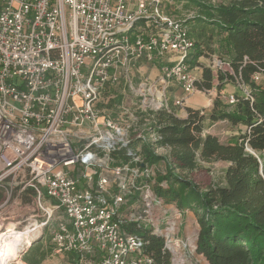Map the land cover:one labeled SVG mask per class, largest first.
Masks as SVG:
<instances>
[{
	"label": "built area",
	"instance_id": "obj_1",
	"mask_svg": "<svg viewBox=\"0 0 264 264\" xmlns=\"http://www.w3.org/2000/svg\"><path fill=\"white\" fill-rule=\"evenodd\" d=\"M175 1L0 0V181L16 179L18 194L34 191L47 219L63 211L55 251L76 253L77 264L153 263L144 238L124 230L117 213L136 178L153 169L110 168L108 156L130 142L141 112L165 108L179 116L190 95L216 90L197 85L189 62L195 40L166 12ZM144 61L159 64L154 79L142 81ZM215 64L234 73L228 62ZM236 81L249 96L248 85ZM119 86L136 92L131 113L107 106ZM174 86L182 94L169 102ZM222 97L236 102L234 93ZM139 189L142 214L128 218L151 224L182 258L188 243L176 230L183 211H174L150 186ZM46 197L53 202L46 204Z\"/></svg>",
	"mask_w": 264,
	"mask_h": 264
},
{
	"label": "trees",
	"instance_id": "obj_2",
	"mask_svg": "<svg viewBox=\"0 0 264 264\" xmlns=\"http://www.w3.org/2000/svg\"><path fill=\"white\" fill-rule=\"evenodd\" d=\"M189 1L198 9L196 21L212 28L206 38L197 33L195 39L190 32L195 47L189 62L193 68L202 67L198 87L216 88V79L222 82L227 74L230 80L240 78L250 94L236 93V102L229 103L219 93L211 109L188 107L185 117L165 108L141 112L130 142L112 151L108 164L110 168L128 165L141 171L156 168L150 175L136 178L117 213L124 230L144 238V252L153 259L152 264H172V253L165 247V237L155 233L151 224L128 218V208L141 199L139 188L145 185L165 202L198 215L196 250L210 264H264V175L260 161L264 157V81L254 78L255 74L264 75V0H229L220 4ZM209 52L228 62L234 73H215L210 64L201 62L200 58ZM218 88L221 91L222 86ZM112 94L115 96L109 108L123 100L118 90L109 95ZM217 121L238 126L239 132L223 142L218 135L206 131ZM151 133L161 138L154 141L149 137ZM161 148L166 153H159ZM203 162L226 163L220 180L203 186L194 179V171ZM31 192L32 201L35 196ZM4 201L0 193V204ZM137 214H142V209ZM54 250V245L36 241L21 263L42 264Z\"/></svg>",
	"mask_w": 264,
	"mask_h": 264
},
{
	"label": "rangeland",
	"instance_id": "obj_3",
	"mask_svg": "<svg viewBox=\"0 0 264 264\" xmlns=\"http://www.w3.org/2000/svg\"><path fill=\"white\" fill-rule=\"evenodd\" d=\"M213 4H220V3H227L229 0H210ZM166 12L175 16L176 18L184 21V24L188 27L190 30L192 36L196 38L197 33H202L203 37H208L212 33V28L209 24L196 21L195 16L198 15V9L189 1V0H176L175 2L169 4L166 8ZM210 55L205 54L203 57L200 58V61L205 64H210L213 69H215V73H218L220 71H223V73L226 74V72H229L225 67L223 68H216L215 63L219 59L216 53L209 52ZM201 66L194 67V72L196 73L197 77L200 75ZM141 79L142 81L145 80L146 77L155 78L159 74V64L157 63H147L144 61L142 63L141 68ZM264 81V75H261V78ZM139 81V80H138ZM216 90H213L212 93H202L198 92L193 95H190V97H194L196 99H199V101H202L198 103L196 106V109H205L209 110L211 109L213 105L214 98L221 93V95H228V94H242L241 89L238 87L237 81L230 80L229 75L226 74V78L219 82L218 79H216ZM222 86L221 91L218 87ZM119 93L123 94V100L121 104H119V108L113 107L114 110H111V112L115 111V109H120L124 111H134V109L137 108L136 102L138 101V98L135 91L131 89L125 90L126 86L122 88L116 87ZM182 94V91L179 90V88L175 87L172 88V90L169 92V95L171 98L168 97V101L172 102L177 96H180ZM187 98V99H188ZM107 99V98H106ZM108 103V102H107ZM208 103V104H207ZM187 111V108H186ZM184 113V112H182ZM182 113H179V117L182 116ZM119 116V114H118ZM238 126H232L226 121H217L207 128L206 131L214 133L220 137V140L223 142H226L228 138L236 133L239 132ZM167 150L164 148L159 149V153H166ZM104 160V159H103ZM101 161V160H100ZM261 161V169L264 175V157L260 159ZM162 165H159V168H161ZM226 166V163L222 162H213V163H206L203 162L201 166L194 171L193 177L194 179L199 182L201 185L206 186L212 182H215L217 180H220V178L223 175L224 168ZM156 166L152 167L153 172L155 170ZM110 174V173H109ZM132 173H129L128 179L130 181L133 180ZM19 184H16V179L7 178L0 181V193L5 196V201L0 204V233L7 231L9 229V226L18 229V230H25L26 226H31V228L37 227L36 234L30 239L33 241H39L42 240L46 245H54L53 243V235L57 229L58 223L61 219H63V211L58 209L54 211V214L51 218L47 219V217H43L42 212L39 208L37 197H34V199L31 201V197H33V193L31 190H26L18 194V191L20 187ZM46 204H51L53 202V199L46 197ZM141 201V200H140ZM141 202L138 200L135 202L134 205H131L128 210L131 214H136L138 210L142 209L140 208ZM174 211H177V208L175 206H172ZM179 209V208H178ZM155 213H157V207H154ZM157 216L159 217L160 214L157 213ZM179 215L175 212L174 217L177 219ZM185 220L186 218L181 216V220L179 222V228L178 235L188 243V248L184 252L180 254V257H176L172 253V264L176 261L179 262V264H210L209 261L206 259V257L197 252V239L199 231H197V222L196 220H193L192 223L188 226V230H185ZM43 222H47L44 225H41ZM15 239V238H14ZM12 238L11 245H15L17 240H14ZM29 240V241H30ZM10 245V244H9ZM11 247V246H10ZM27 248V247H25ZM24 248V249H25ZM27 250V249H26ZM26 250L22 251V253L17 258V262L19 264L21 263V260H23V256L26 253ZM179 256V254H178ZM68 259H71L70 262H65ZM75 259V260H74ZM46 263L48 264H58V263H70V264H77V257L75 254L72 253V255L67 253H58L57 255H53L47 259ZM24 261V260H23ZM25 262V261H24ZM14 263V262H13ZM6 264V263H5ZM15 264V263H14ZM27 264V263H26Z\"/></svg>",
	"mask_w": 264,
	"mask_h": 264
},
{
	"label": "bare ground",
	"instance_id": "obj_4",
	"mask_svg": "<svg viewBox=\"0 0 264 264\" xmlns=\"http://www.w3.org/2000/svg\"><path fill=\"white\" fill-rule=\"evenodd\" d=\"M36 229L26 226L25 230L21 231L9 226L7 231L0 233V264H19L17 258L32 242L30 239L36 234ZM12 238L17 240L15 245H11Z\"/></svg>",
	"mask_w": 264,
	"mask_h": 264
},
{
	"label": "crops",
	"instance_id": "obj_5",
	"mask_svg": "<svg viewBox=\"0 0 264 264\" xmlns=\"http://www.w3.org/2000/svg\"><path fill=\"white\" fill-rule=\"evenodd\" d=\"M201 71H202V68H201ZM200 71V72H201ZM201 74V73H200ZM200 102H202V101H199V99H196V98H194V97H190V98H188L187 99V101H186V107L184 108V109H181L180 111H179V113H182V112H184V113H182V116L184 115V117L186 116V113H187V111H186V108H188V107H192V108H196V106H198L197 104L198 103H200ZM208 104V103H207ZM166 150V149H165ZM172 206H175V207H177L174 203H172L171 204ZM183 216L186 218V220H185V223H186V225H185V230L187 229L188 230V226L190 225V223H192L193 222V220H196V222H197V226H198V228H197V231H199L200 230V224H199V222H198V215L194 212V211H191V210H185V211H183ZM36 242V241H35ZM34 244V243H33ZM32 244V245H33ZM31 245V246H32ZM31 246H29L28 247V249L26 250V252L30 249V247ZM58 254V252H56L55 250L51 253V254H49L44 260H43V262H42V264H48V263H46V261H48L47 259H49V257H51V256H53V255H57ZM67 254H70V255H72V253H69V252H67ZM75 260V259H74ZM65 262H70L71 263V259H68L67 261H65ZM70 263H65V264H70ZM53 264H55V263H53ZM58 264H62V263H58Z\"/></svg>",
	"mask_w": 264,
	"mask_h": 264
},
{
	"label": "water",
	"instance_id": "obj_6",
	"mask_svg": "<svg viewBox=\"0 0 264 264\" xmlns=\"http://www.w3.org/2000/svg\"><path fill=\"white\" fill-rule=\"evenodd\" d=\"M32 244H33V241L30 243V245L27 246V248L23 249V251L28 249V247L31 246ZM196 248H197V245H196Z\"/></svg>",
	"mask_w": 264,
	"mask_h": 264
}]
</instances>
